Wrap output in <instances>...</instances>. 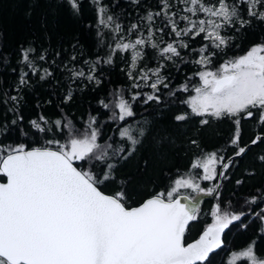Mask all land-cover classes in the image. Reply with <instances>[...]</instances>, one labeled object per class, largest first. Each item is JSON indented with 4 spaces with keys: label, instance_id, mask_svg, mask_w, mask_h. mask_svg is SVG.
<instances>
[{
    "label": "snow or ice",
    "instance_id": "1",
    "mask_svg": "<svg viewBox=\"0 0 264 264\" xmlns=\"http://www.w3.org/2000/svg\"><path fill=\"white\" fill-rule=\"evenodd\" d=\"M89 2L94 6L97 23L109 30L112 42L105 45L104 33L98 31L99 43L108 49L105 56L97 55L94 62L85 60L86 68L62 62V71L68 73L72 83L86 80L98 87L102 83L97 74L100 67L112 65L120 58L128 66L132 88L151 91H136L130 99H125L117 90L110 116L118 125L122 122L117 128L122 143L117 148L108 142L112 137L104 143L98 142L102 137L96 116H90L83 132L70 121H49L44 115L30 120L32 128L43 134L41 146L0 140V264H213L218 250L226 245V231L236 221L247 228L242 217L248 213L226 210L217 203L211 212L212 222L197 239L188 243L186 231L190 222L197 219V197L214 193L218 196L219 185L205 188L199 181L223 176V171L217 173V163L227 170L235 157H243L253 146L264 144V43L252 45L245 54L224 60L218 67L213 61L234 46L235 33L247 30L254 23L264 25V0H179L184 5L181 9H175L174 0H157V10H146L127 29L108 14L103 0ZM83 3L84 0H62L74 17L82 15ZM131 3L139 6L141 0ZM165 36L172 39L165 40ZM198 37L204 43L199 49L191 48L190 43H195ZM146 48L154 49L160 58L161 62L154 68L144 64ZM184 50L194 52L196 58L184 61ZM35 52L33 47L21 49L14 88L17 94H0V103L10 104L7 111L15 115L11 125L24 120L18 111L23 99L20 93L30 87L31 76L46 80L53 75L36 63L37 59L46 61V55L34 56ZM70 59L75 62L77 56ZM178 60L197 66L196 84H191L193 77H188V82L179 88L171 87L165 69ZM164 90L168 96L177 98L180 93H189L180 101L187 110L173 113L177 126L230 121L234 125L229 141L232 156L227 162L216 152L206 154L202 161L198 157L191 169H203L202 174L178 176L167 189L148 193L132 206L131 196L123 187L127 181H118V166L133 156L146 137L144 127L137 130L129 123L137 115L133 104L142 99L145 105L150 102L159 105ZM72 99L69 90L63 103ZM100 104L109 109V103L102 100ZM247 120H254L261 130L244 143L242 121ZM65 129L68 138L63 142L55 135L44 139L49 132ZM7 130L8 126L0 123V134ZM170 139L168 135H159L155 142L163 147ZM191 143L198 146L196 140ZM257 159L264 164V155ZM108 188L113 191L104 190ZM258 200L264 201V193L252 196L245 203L257 204ZM252 215L259 221L260 238L264 239V208L253 210ZM240 261L264 264V256L257 253L256 240L240 251H233L227 264Z\"/></svg>",
    "mask_w": 264,
    "mask_h": 264
},
{
    "label": "trees",
    "instance_id": "2",
    "mask_svg": "<svg viewBox=\"0 0 264 264\" xmlns=\"http://www.w3.org/2000/svg\"><path fill=\"white\" fill-rule=\"evenodd\" d=\"M174 2L175 9L182 8L179 0ZM103 4L107 6L108 14L113 15L116 22L125 29L130 24L137 23L146 10L155 11L158 7L157 0H141L139 6L131 3V0H103ZM156 23L160 26L161 21L157 19ZM141 26L143 27V22ZM98 31L104 33L105 45L112 42L109 30L97 23L94 6L89 0H84L80 17L72 16L67 6L62 4V0H0V94H17L14 88L18 81V61L22 48L33 47L36 50L34 56L46 55V61L37 59L36 63L53 73L46 80H40L38 76L30 74V87L20 93L23 99L18 111L24 120L17 125H11V120L15 118L14 113L7 111L11 105L0 103V123L8 126L7 132L0 134V140L11 144L27 143L30 147L41 146L44 143V140L40 139L43 134L32 128L28 123L30 120L44 115L49 121H70L76 129L83 132L90 116H96L102 137L98 142L104 143L108 141V137H112L108 142L113 144V148L119 147L122 142L117 128L122 126V122L118 125L110 120L114 94L120 90L125 99H130L133 92L147 93L151 90L144 87L132 88L133 81L127 75L128 66L120 58H116L112 65L100 67L97 74L102 83L98 87L86 80L72 83L68 73L62 71V62L69 66L75 64L77 68H86L85 60L94 62L97 55L105 56L108 49L99 43L101 37L97 35ZM164 39L170 41L172 37L165 36ZM202 43L204 42L198 37L190 46L199 49ZM232 43L234 46L214 58V64L218 65L224 60L243 55L254 44L264 43V25L254 23L247 30L235 33ZM145 52L144 64L148 68H154L161 62L154 49L146 48ZM73 55L77 56L75 62L70 59ZM182 55L184 61L196 58L195 53L189 50H184ZM13 69L17 71L14 72ZM196 70L195 64L178 60L175 65L169 63L165 74L170 75V85L176 89L182 83L188 82V77H193L191 84H196ZM69 90L72 91L73 99L65 104L63 99ZM188 95L189 93H180L178 98L170 97L167 90H164L159 105L153 102L145 105L142 99L133 104L137 115L134 120L130 119L129 123L137 130L144 127L147 132L133 156L118 166V181H127L123 187L131 196L130 205L135 206L146 198L148 193L167 189L171 181L178 176L200 173L201 169L190 171V167L194 160L204 153L214 151L225 158L224 162L232 156L229 141L234 125L230 121H213L204 126L198 122L177 126L174 122V112L187 110L186 105L180 101ZM4 99H7V96H4ZM102 100L109 103V109L103 108L100 104ZM194 119L198 121V118ZM21 130L27 135H23ZM260 130V125L254 120L242 121L243 142L248 143ZM136 134L138 132H134V135ZM54 135L62 142L68 138L65 129L64 132H49L44 139L53 138ZM159 135H168L171 139L161 147L155 142ZM35 140L39 143H34ZM192 140H196L198 146L193 145ZM259 155H264V144L253 146L243 157H235L227 170L218 163L217 173L223 171V176L218 175L217 179L212 181H200L201 186L205 188L219 185L216 190L218 196L214 193L213 196L202 197L204 200L198 209L197 219L186 231L187 242L198 238L204 228L212 222L211 212L217 203L226 210L248 213L246 217H242L243 223L248 227H241L240 221L230 226V230L226 232V245L214 256L213 264H227L233 251L242 250L252 240H256L258 255L264 256V239L260 238V230L257 227L259 221L252 215L253 210L264 208V201L258 200L257 204L245 203L252 196L264 193V164L257 159ZM237 180L242 183L237 184ZM119 186L117 183V187ZM104 190L108 193L113 191L111 188ZM239 264L245 262L240 261Z\"/></svg>",
    "mask_w": 264,
    "mask_h": 264
},
{
    "label": "rangeland",
    "instance_id": "3",
    "mask_svg": "<svg viewBox=\"0 0 264 264\" xmlns=\"http://www.w3.org/2000/svg\"><path fill=\"white\" fill-rule=\"evenodd\" d=\"M184 7V5H182V8ZM214 64V63H213ZM214 66L215 67H218L219 66V64L218 65H216V64H214ZM115 101H116V94H114V96H113V99H112V106L114 105V103H115ZM112 110H113V107H112ZM212 152H214V151H212ZM206 154H208V153H204L201 157H200V159H201V161L203 160V157L206 155ZM197 159H195L194 161H196ZM218 164V163H217ZM217 164L215 165V167H216V170H217ZM193 170H200V169H191V167H190V171H193ZM200 173L202 174L203 173V169H201L200 170ZM199 183H200V181H199ZM201 184V183H200ZM202 187V186H201ZM200 197H205L204 195H200V196H198L197 197V199L198 198H200Z\"/></svg>",
    "mask_w": 264,
    "mask_h": 264
},
{
    "label": "water",
    "instance_id": "4",
    "mask_svg": "<svg viewBox=\"0 0 264 264\" xmlns=\"http://www.w3.org/2000/svg\"><path fill=\"white\" fill-rule=\"evenodd\" d=\"M203 200H204V198H202V197H200V198H198L197 199V201L196 202H198V209H199V207L202 205V202H203ZM182 202H184V203H188V201H182ZM193 222V221H192ZM192 222H190V225H191V223ZM189 225V226H190ZM203 232V231H202ZM227 232V231H226ZM197 239V238H196ZM195 240V239H194ZM193 241V240H192ZM192 241H190V242H188V243H191ZM219 251V250H218Z\"/></svg>",
    "mask_w": 264,
    "mask_h": 264
}]
</instances>
